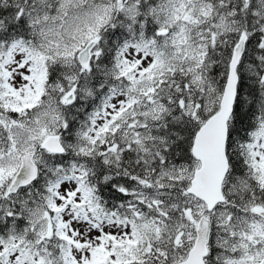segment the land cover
Returning a JSON list of instances; mask_svg holds the SVG:
<instances>
[{"label": "snow or ice", "instance_id": "obj_1", "mask_svg": "<svg viewBox=\"0 0 264 264\" xmlns=\"http://www.w3.org/2000/svg\"><path fill=\"white\" fill-rule=\"evenodd\" d=\"M0 264H264V0H0Z\"/></svg>", "mask_w": 264, "mask_h": 264}]
</instances>
